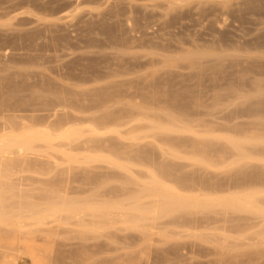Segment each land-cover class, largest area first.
I'll use <instances>...</instances> for the list:
<instances>
[{
	"label": "rangeland",
	"instance_id": "rangeland-1",
	"mask_svg": "<svg viewBox=\"0 0 264 264\" xmlns=\"http://www.w3.org/2000/svg\"><path fill=\"white\" fill-rule=\"evenodd\" d=\"M0 207V264H264V0H0Z\"/></svg>",
	"mask_w": 264,
	"mask_h": 264
},
{
	"label": "bare ground",
	"instance_id": "bare-ground-1",
	"mask_svg": "<svg viewBox=\"0 0 264 264\" xmlns=\"http://www.w3.org/2000/svg\"><path fill=\"white\" fill-rule=\"evenodd\" d=\"M21 137H23V136H21ZM21 137L19 139H21ZM16 140H18V139H16ZM16 140L12 141V142L16 143ZM19 142H21V140ZM28 144H27V146H28ZM19 147H20V145H19ZM148 197L151 199V202L148 203V205L146 202L145 206H143V207L137 206V207H135V209L138 210L141 213V215H152V216H156V217L172 215V214H175V213L182 211V210L183 211L184 210L189 211L190 214H192V213L196 214V213H202V212H206V214H207V211H214V214H215L216 211H219L217 209L232 210V211L233 210H238V211L243 210L244 211V209L247 208L248 205L250 206V208H252L251 206H253V202H254L253 199L251 200L252 197L248 194H239V193H234V194H229V195H221V194L214 195V194H207V193H205V194L204 193L185 194L183 192H177L175 190L170 191V189L150 192ZM135 200H136V198H135ZM135 200H134V202H135ZM254 203H256V202H254ZM64 204L65 205H62L63 207H52V210L54 212L64 211V212L71 214V215L76 214V216H77V212L80 210L78 208V206H76L74 203H64ZM12 209L10 210V208H8V210H10V211H8V210L0 207V222L6 223L8 225L14 224L13 220L15 219L16 214ZM254 209H255V207H254ZM262 210H260V212ZM252 212H254V211H252ZM260 212H259V214H260ZM108 213L110 216L111 212H108ZM262 215H264V213ZM106 225H107V223H106ZM92 231H94V230H92ZM27 240H29V239H27ZM30 241H32V240H30ZM36 253H37V251H36ZM36 253H35V250L33 251L31 249V250H29L28 255L30 256L33 264H40L41 260H39V259L41 256L38 257Z\"/></svg>",
	"mask_w": 264,
	"mask_h": 264
}]
</instances>
